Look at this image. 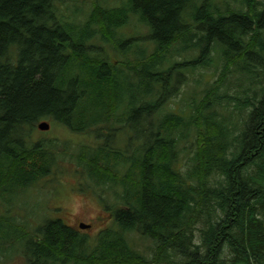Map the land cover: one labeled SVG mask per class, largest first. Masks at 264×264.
Returning <instances> with one entry per match:
<instances>
[{"label":"trees","instance_id":"16d2710c","mask_svg":"<svg viewBox=\"0 0 264 264\" xmlns=\"http://www.w3.org/2000/svg\"><path fill=\"white\" fill-rule=\"evenodd\" d=\"M48 118L100 140L81 174L119 203L94 244L9 211L56 173ZM2 202L0 256L29 264H264V0H0Z\"/></svg>","mask_w":264,"mask_h":264},{"label":"rangeland","instance_id":"374dc122","mask_svg":"<svg viewBox=\"0 0 264 264\" xmlns=\"http://www.w3.org/2000/svg\"><path fill=\"white\" fill-rule=\"evenodd\" d=\"M122 1V0H120ZM219 4L221 0H216ZM222 10H226L224 6ZM138 25L127 27L130 33H133ZM144 35V33L142 34ZM114 51H111L113 54ZM214 69L203 70L207 74ZM200 73H196L190 79V88L201 92L203 85L194 83L193 78L199 77ZM189 90L183 91L178 101L185 102L188 100ZM50 123L48 130L35 127L31 132V141L43 140L45 143L57 144V166L56 173L44 177L39 184L29 188L25 193L19 195L9 210L22 221H27L29 231H33L34 227L44 219L62 218L67 224L86 233L94 244L99 232L113 224V217L110 207H114L119 203L116 192L102 185L90 181L87 174H81L86 171L83 163L78 159L80 149L83 145H92L100 141L93 132H76L66 125L55 121L52 118L44 119ZM43 122V121H42ZM59 145V146H58ZM123 146L124 143L122 142ZM66 148V150H63ZM87 187V188H85ZM117 191H120L118 189ZM121 204V203H120ZM123 206V204L121 205ZM0 208H4V203H0ZM81 223L90 224L89 228H80ZM138 248L146 255H152L153 243L149 240L136 239ZM10 253L0 256V264H29L25 256L22 254L21 246L16 245ZM18 249H21L18 251Z\"/></svg>","mask_w":264,"mask_h":264},{"label":"water","instance_id":"95a60500","mask_svg":"<svg viewBox=\"0 0 264 264\" xmlns=\"http://www.w3.org/2000/svg\"><path fill=\"white\" fill-rule=\"evenodd\" d=\"M38 127L43 129V130H48L50 128V124L46 121H43V122H39ZM80 227L81 228H88V227H90V225L85 224V223H81Z\"/></svg>","mask_w":264,"mask_h":264}]
</instances>
